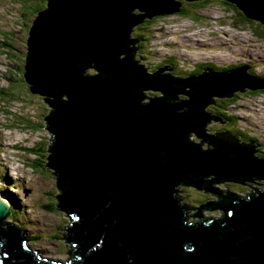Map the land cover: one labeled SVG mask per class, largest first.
<instances>
[{"label":"water","instance_id":"95a60500","mask_svg":"<svg viewBox=\"0 0 264 264\" xmlns=\"http://www.w3.org/2000/svg\"><path fill=\"white\" fill-rule=\"evenodd\" d=\"M228 1L264 23V0ZM47 4L29 32L25 79L51 107L44 117L51 132L46 166L56 175L59 208L71 216L61 239L75 257L67 263L32 250L25 230L3 226L12 205L0 197L1 264H264V192L237 203L226 196L224 217L209 224L191 219L192 206L176 196L181 181L200 187L208 175L264 179L255 146L203 129L213 96L264 89V79L246 65L188 77L147 72L133 57L130 28L147 16L179 12L177 0ZM135 7L145 13L132 14ZM90 62L95 73L86 72ZM187 88L189 98L174 102ZM144 89L164 94L143 104ZM190 130L212 147L195 144Z\"/></svg>","mask_w":264,"mask_h":264},{"label":"rangeland","instance_id":"374dc122","mask_svg":"<svg viewBox=\"0 0 264 264\" xmlns=\"http://www.w3.org/2000/svg\"><path fill=\"white\" fill-rule=\"evenodd\" d=\"M177 1L181 3V10L183 7L188 10V15H182L180 10L147 16L140 20L147 18L145 21H138L130 28L128 36L135 34L140 41V46L136 50L134 48L135 56L147 72L164 67L166 72L188 77L207 64L220 68L219 71L247 64L251 72H257L264 78V24L246 18L242 10L228 0H225L227 5L224 0ZM47 2L0 0V89L3 90L0 95V197L9 198V191L15 194L8 201L18 207L17 215L21 217L20 223L29 238L27 245L32 250L41 251L43 257L62 262L67 259L71 247V242L61 239L71 218L63 210L52 209L57 206L56 195L60 189L55 185L54 169L46 166L51 132L46 128L44 117L51 107L43 95L31 93L28 86L21 88L26 81L24 71L19 69H24L25 63L23 65L18 60L22 55L26 56L30 29L39 12L47 9ZM140 13H145V10L139 7L132 10L134 15ZM139 32L143 33L142 38L137 35ZM131 40V43L136 42ZM95 72V69L89 71ZM16 76L20 77L19 81ZM143 93L149 97L164 94L153 89H144ZM178 95L183 97L186 93ZM149 97H144L147 102L142 103H149ZM229 97L233 99L228 105L229 112L220 109L217 113L225 122L216 119L206 121V131L212 134L230 128L242 131L243 141L254 139L255 154L264 156V103L260 106L252 104L259 100L264 102V89L237 90ZM214 98L219 99L217 104L210 103L207 107H219L224 97ZM189 138L200 147L211 148L209 140L201 141L195 131ZM37 148L41 151H36ZM5 154H9V158ZM219 186L242 196L252 189L250 185L230 180ZM254 186L264 192V179ZM178 192L181 197L176 196L188 207L217 198L215 193H205L194 186H179ZM204 210L205 215L221 216L216 209ZM9 217L18 220L16 215Z\"/></svg>","mask_w":264,"mask_h":264},{"label":"trees","instance_id":"16d2710c","mask_svg":"<svg viewBox=\"0 0 264 264\" xmlns=\"http://www.w3.org/2000/svg\"><path fill=\"white\" fill-rule=\"evenodd\" d=\"M224 2V4H226L227 5V3H226V1L224 0L223 1ZM183 8H185V7H183ZM182 8V10H181V14L182 15H188V10H186V9H183ZM246 19V18H245ZM247 20V19H246ZM143 33H141V32H139V33H137V35L140 37L141 35H142ZM143 36H141V38H142ZM130 38L131 39H134V40H136V42L138 41V37L137 36H135V34H131L130 35ZM136 42L135 43H131V46H132V48H133V50H132V54H133V57H134V59L138 62V63H140V64H142L139 60H138V56H135V54H136V52H135V50H136V48L138 47V46H140V41H138V43L136 44ZM134 48H135V50H134ZM19 61H21L22 63H23V65H24V63L26 62V59H25V55H22V57H20L19 59H18ZM143 65V64H142ZM87 66H88V70H86V72L87 73H89V71H92V70H94V64L92 63V62H90V63H88L87 64ZM246 66H248V65H246ZM25 67V66H24ZM143 67L145 68V66L143 65ZM160 69H161V67H159ZM248 68H249V66H248ZM19 70H23L24 71V79H25V69H19ZM248 72L249 73H251V74H253V75H255V76H259V75H257L256 73H254V72H251L249 69H248ZM172 75L174 76V77H178L179 75H175V74H173L172 73ZM17 77V81H19V76H16ZM260 78H263L262 76H259ZM22 80H23V77L21 78ZM264 79V78H263ZM25 81H26V79H25ZM22 85V87L21 88H25L26 86H28V88L31 90V87H30V85H27V81H26V83L25 84H21ZM144 92V90L142 91V93ZM184 92L186 93V95L185 96H183V97H181V96H179L178 94H175L174 96H173V101L174 102H182V101H184V100H186V99H188V96H187V93L189 92V88H187V89H184ZM3 93V90L2 89H0V95ZM154 96H158V94H152L149 98L151 99L152 97H154ZM159 96H161V95H159ZM218 98H212V102H215L216 100H217ZM229 99V101L227 102V103H225V102H223L224 100H228ZM144 100H146L145 98H144V95H143V97H141V101L142 102H147V100L146 101H144ZM233 99H231V97H224V98H221V100H220V104L218 105L219 107H216L215 105H212V106H210V107H206L205 108V121H204V123L206 122V121H210V120H215L216 118H220V116H219V114H217L219 111H220V109L223 111V112H225L224 110H226V112L228 113L229 111H228V105L230 104L229 102L230 101H232ZM223 114H226V113H223ZM204 120V119H203ZM203 122V121H202ZM201 122V123H202ZM204 123H203V126H204ZM206 125H207V123H206ZM203 129H204V131L206 132V133H208L207 131H206V127L204 126L203 127ZM219 132H227V133H230V136L229 137H231L232 139H234V138H236L238 141L237 142H239V143H247V144H251L253 147L255 146V144H254V139H252V138H249L248 139V141L246 142V141H243V138H242V136H241V132L240 131H236V130H234V129H225V130H221V131H218V132H216V133H214V134H212V133H208L207 135H213V136H218L219 135ZM190 135H191V133L189 134V137H190ZM200 144H203L204 145V143H200ZM51 145V144H50ZM209 145H210V147H212L211 146V144L209 143ZM201 147L203 148V146L201 145ZM255 148V147H254ZM203 149H205V148H203ZM36 151H38V152H40L41 150L40 149H38L37 148V150ZM46 151V150H45ZM255 155H257L258 157H260V158H264V156H262V155H258V154H255ZM56 176V175H55ZM260 179H258L257 177H251L250 179L249 178H246V177H243V178H238V183H241V184H247V185H250V186H252V189L247 193V195H245V196H242V195H239V194H237L236 192H234V191H232V190H227V189H222L219 185L221 184V186H222V184H224V182H227L228 180H226V179H221V178H217V177H215V175H208L207 177H204V181H203V183H202V185L200 186V187H197V186H195V182H194V180H184V181H181L179 184H178V186H177V196H179V197H181V195H179V192H178V188H179V186H191V187H195V188H197V189H199L200 191H201V189H208L209 191H211V192H213V193H215L216 195H217V198H216V200H212V201H209V202H201V204L199 205V206H194V207H192V211L190 212V208H188V210H187V214H188V216L189 217H191V219H195V221H201V223L203 222V224H209L210 222H211V219L213 218L214 219V217L213 216H208V215H205L204 214V212H205V210L204 209H207L206 207H207V204L206 203H211V206H213V208L214 209H216V210H218V211H220L221 212V216L219 217V218H222V217H224V214H223V211H221V206L224 204V202H223V199L226 197V196H228L229 197V199H230V201H232V202H235V203H237V202H239L240 201V198H245V197H247V198H250L251 197V195L252 194H256V193H260V192H262L261 191V189L259 188V187H256V186H254V184H256V182H258ZM56 182H57V180H56ZM191 182V183H190ZM9 194V199H12L14 196H15V194H11V193H8ZM6 196H7V194H6ZM8 197V196H7ZM227 198V197H226ZM226 200V199H225ZM224 200V201H225ZM59 202H58V204H57V206H55L54 205V207H52V209H56V208H58L59 210H61L60 208H59ZM61 206V205H60ZM61 208H63L62 206H61ZM10 210H11V215L12 216H18L17 214H18V207H16V205H14V204H12V206H11V208H10ZM65 211V210H64ZM66 213L67 214H69V212H67L66 211ZM71 217V216H70ZM207 219H209L208 221L209 222H206V220ZM21 222V220H17V219H10V217H9V219L7 218L6 220H5V225H3L4 227H8V226H13V227H15V228H22L23 230H25L24 229V225L22 224V223H20ZM72 248V247H71ZM70 248V249H71ZM70 249H69V251H68V254H70V256L72 257V259H74V254H73V252H70ZM72 251V250H71ZM1 263V262H0Z\"/></svg>","mask_w":264,"mask_h":264},{"label":"bare ground","instance_id":"6f19581e","mask_svg":"<svg viewBox=\"0 0 264 264\" xmlns=\"http://www.w3.org/2000/svg\"><path fill=\"white\" fill-rule=\"evenodd\" d=\"M257 21H259V20H257ZM260 22V21H259ZM260 23H262V24H264L263 22H260ZM243 42H247V41H245V40H243ZM253 54V53H252ZM0 60H1V58H0ZM158 91H160V90H158ZM161 93H163L162 91H160ZM144 94V93H143ZM187 96H188V98H189V95L187 94ZM260 103H264L262 100H259V101H257V102H254V103H252L253 104V106L254 105H257V106H260L261 104ZM143 104H147V103H143ZM264 107V106H263ZM236 108L237 109H239L240 108V106H236ZM259 108V107H258ZM262 108V107H261ZM240 115H241V113H239V117H240ZM244 116H246L247 117V114H244ZM193 131H195V134L197 135V136H204V135H202V134H200V135H198L197 134V130H190V133L192 134V132ZM205 137V136H204ZM203 137V138H204ZM207 138V137H206ZM206 138H204V140H209L208 138L206 139ZM202 143V142H201ZM210 143V142H209ZM208 143V144H209ZM9 154H5V157L6 158H9ZM2 163H4V164H7V163H5V162H2ZM258 179H263V178H258ZM199 190V189H198ZM201 191H203V192H205V193H213V192H211V191H208V190H205V189H201ZM8 193H11V191H9ZM4 199H6V201H8L9 200V198H7V197H5ZM10 201V200H9ZM211 216V215H210ZM214 217V216H213ZM18 220H21V217H19V215H18ZM53 260V259H52Z\"/></svg>","mask_w":264,"mask_h":264},{"label":"flooded vegetation","instance_id":"af4514ba","mask_svg":"<svg viewBox=\"0 0 264 264\" xmlns=\"http://www.w3.org/2000/svg\"><path fill=\"white\" fill-rule=\"evenodd\" d=\"M232 68H234V67H232ZM232 68H228V69H232ZM214 69L218 70V69H220V68L215 67V66H213L212 64H207V65L203 66V68H201L200 70H197V71L191 73L190 75L203 74V73H207V72H209V71H211V70H214ZM228 69H221V70H228ZM161 70H163V72H165V73H170V74L172 75L171 72H166L164 67H161ZM178 77H181V76L179 75ZM218 100H219V99H217L215 102H212V103L217 104ZM199 137H200V140H201V141H203L204 138H206V137H204V136H199ZM203 137H204V138H203ZM206 139H207V138H206Z\"/></svg>","mask_w":264,"mask_h":264},{"label":"clouds","instance_id":"9594fccd","mask_svg":"<svg viewBox=\"0 0 264 264\" xmlns=\"http://www.w3.org/2000/svg\"><path fill=\"white\" fill-rule=\"evenodd\" d=\"M142 65V64H141ZM143 66V65H142ZM150 73V72H149Z\"/></svg>","mask_w":264,"mask_h":264}]
</instances>
